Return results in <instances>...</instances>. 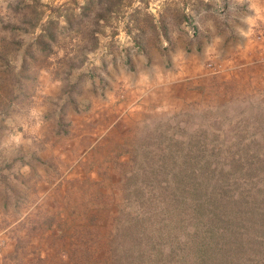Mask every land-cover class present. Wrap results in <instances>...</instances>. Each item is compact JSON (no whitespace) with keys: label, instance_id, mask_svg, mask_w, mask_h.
I'll list each match as a JSON object with an SVG mask.
<instances>
[{"label":"rangeland","instance_id":"1","mask_svg":"<svg viewBox=\"0 0 264 264\" xmlns=\"http://www.w3.org/2000/svg\"><path fill=\"white\" fill-rule=\"evenodd\" d=\"M111 3L0 0V264H264V0Z\"/></svg>","mask_w":264,"mask_h":264},{"label":"trees","instance_id":"2","mask_svg":"<svg viewBox=\"0 0 264 264\" xmlns=\"http://www.w3.org/2000/svg\"><path fill=\"white\" fill-rule=\"evenodd\" d=\"M92 1L93 2L96 1L98 6L101 5V7H102L101 9L105 13H111V12H113L115 10L114 8L111 7V6H113L112 3H111L112 0H92Z\"/></svg>","mask_w":264,"mask_h":264},{"label":"crops","instance_id":"3","mask_svg":"<svg viewBox=\"0 0 264 264\" xmlns=\"http://www.w3.org/2000/svg\"><path fill=\"white\" fill-rule=\"evenodd\" d=\"M134 101V100H133Z\"/></svg>","mask_w":264,"mask_h":264}]
</instances>
